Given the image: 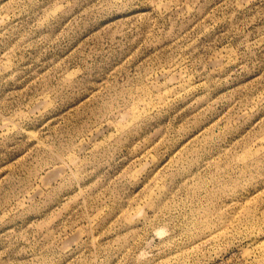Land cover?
<instances>
[{
  "label": "rangeland",
  "instance_id": "rangeland-1",
  "mask_svg": "<svg viewBox=\"0 0 264 264\" xmlns=\"http://www.w3.org/2000/svg\"><path fill=\"white\" fill-rule=\"evenodd\" d=\"M0 264H264V0H0Z\"/></svg>",
  "mask_w": 264,
  "mask_h": 264
}]
</instances>
